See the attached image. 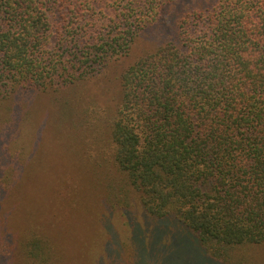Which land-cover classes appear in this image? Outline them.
Segmentation results:
<instances>
[{"label": "trees", "instance_id": "trees-1", "mask_svg": "<svg viewBox=\"0 0 264 264\" xmlns=\"http://www.w3.org/2000/svg\"><path fill=\"white\" fill-rule=\"evenodd\" d=\"M32 93L108 133L90 170L109 214L134 203L218 262L264 264V0H0V108Z\"/></svg>", "mask_w": 264, "mask_h": 264}, {"label": "rangeland", "instance_id": "rangeland-1", "mask_svg": "<svg viewBox=\"0 0 264 264\" xmlns=\"http://www.w3.org/2000/svg\"><path fill=\"white\" fill-rule=\"evenodd\" d=\"M42 95L24 101L14 95L7 103L13 109L0 108V126L9 129L6 136L0 129V264H223L189 231L143 214L134 203L116 201L117 213L109 214L112 205L90 170L98 151L105 159L108 133L88 123L73 133L68 103ZM25 104L32 112L24 113ZM57 120L69 134L58 130ZM81 193L88 195L85 208ZM68 199L78 200L76 206Z\"/></svg>", "mask_w": 264, "mask_h": 264}]
</instances>
